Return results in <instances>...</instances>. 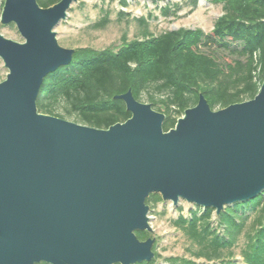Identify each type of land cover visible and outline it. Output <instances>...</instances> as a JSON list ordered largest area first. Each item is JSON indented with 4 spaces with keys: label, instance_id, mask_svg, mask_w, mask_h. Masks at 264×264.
Here are the masks:
<instances>
[{
    "label": "water",
    "instance_id": "95a60500",
    "mask_svg": "<svg viewBox=\"0 0 264 264\" xmlns=\"http://www.w3.org/2000/svg\"><path fill=\"white\" fill-rule=\"evenodd\" d=\"M78 0H4L0 16V264H136L154 256V193L219 214L264 191V81L252 99L212 109L200 93L174 127L115 95L131 116L97 128L40 112L44 78L70 64L55 27ZM14 23L23 38L1 33Z\"/></svg>",
    "mask_w": 264,
    "mask_h": 264
},
{
    "label": "trees",
    "instance_id": "16d2710c",
    "mask_svg": "<svg viewBox=\"0 0 264 264\" xmlns=\"http://www.w3.org/2000/svg\"><path fill=\"white\" fill-rule=\"evenodd\" d=\"M58 1L38 0L45 7ZM208 1L222 3L223 13L207 33L201 28L158 35L145 31L141 39L124 38L117 49L76 48L70 64L44 78L37 97L39 111L108 128L131 116L125 102L115 98L131 89L137 100L146 97L154 109L165 113L163 127L169 130L187 108L197 104L200 93L212 109L252 99L264 81V0ZM122 3L126 5V0ZM203 46L229 50V54L219 59ZM151 200L162 197L151 194L146 199L149 206ZM172 223L190 241L191 257H168V264H206L193 257L230 264L241 237L244 262L264 264V191L226 206L219 214L214 208L197 206ZM136 234L142 240L151 237L146 230ZM155 248L151 261L136 264H155Z\"/></svg>",
    "mask_w": 264,
    "mask_h": 264
},
{
    "label": "rangeland",
    "instance_id": "374dc122",
    "mask_svg": "<svg viewBox=\"0 0 264 264\" xmlns=\"http://www.w3.org/2000/svg\"><path fill=\"white\" fill-rule=\"evenodd\" d=\"M0 0V16L2 12ZM223 13L222 3H212L208 0H78L68 11L67 18L56 27L57 39L64 47H92L96 49H117L124 41L143 38L145 31L154 35L179 28H201L209 32L215 20ZM1 33L16 41H23L14 23L2 25ZM235 47L233 45L230 50ZM205 52L223 59L229 50L218 47L203 46ZM0 58V81L7 74ZM142 102L149 103L144 97ZM63 112V107L59 108ZM65 119L78 122L75 117ZM80 123V122H78ZM151 225L155 238V252L158 253L155 264H168V257H191L188 248L190 241L184 233L173 225V220L180 214L189 215L190 210L197 205L181 199L177 205L172 201H150ZM216 214V212H215ZM244 237H241L233 248L230 264H246L241 256ZM227 253V252H226ZM197 262L206 264H226L221 260L207 262L204 258H195ZM230 257H226L229 260Z\"/></svg>",
    "mask_w": 264,
    "mask_h": 264
}]
</instances>
